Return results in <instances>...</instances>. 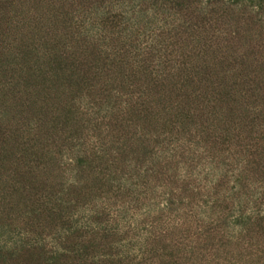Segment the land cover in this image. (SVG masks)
<instances>
[{
	"label": "rangeland",
	"instance_id": "374dc122",
	"mask_svg": "<svg viewBox=\"0 0 264 264\" xmlns=\"http://www.w3.org/2000/svg\"><path fill=\"white\" fill-rule=\"evenodd\" d=\"M0 264H264V0H0Z\"/></svg>",
	"mask_w": 264,
	"mask_h": 264
}]
</instances>
